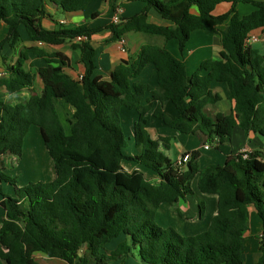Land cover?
<instances>
[{
    "label": "trees",
    "instance_id": "obj_1",
    "mask_svg": "<svg viewBox=\"0 0 264 264\" xmlns=\"http://www.w3.org/2000/svg\"><path fill=\"white\" fill-rule=\"evenodd\" d=\"M90 1L0 0V22L7 25V34L0 40V55L7 66L6 75L0 77V92L21 93L36 84L37 76L44 84L40 93L25 101L12 103L0 96V205L5 210L0 258L6 264H42L35 258L42 252L69 264H89L88 250L98 264L130 254L143 264H244L245 234L255 211L261 221L257 264H264V148L231 153L224 164L205 167L200 165L201 152L194 149L188 151L191 158L185 167L179 168L160 150L162 144L169 148L172 138L154 139L146 118L153 109V115L170 128L202 135L205 143L217 138L219 143L229 141L237 126L247 135L264 137V53L245 45L252 32H264V0H127L143 2L145 7L118 23L96 27L88 22L65 26L49 8L78 12ZM221 3L232 6L216 15ZM240 3L255 9L241 16ZM151 9L167 24L150 22ZM45 18L57 26L45 27ZM103 29L111 30L112 41L130 31L176 39L181 52L194 31L207 30L220 35L222 49L218 57L202 61L189 74L186 63L167 47L145 44L133 60L123 61L110 79H104L94 74L96 52L91 43ZM23 32L38 43L74 41L84 65L81 77L65 71L70 62L64 53L38 45L23 46L13 63L6 62L5 46L15 49ZM32 54L46 64L36 72ZM149 64L155 69L156 87L132 81ZM214 82L228 85L232 112L205 114L207 104L221 99L211 89ZM56 99L73 109L66 119L69 126ZM166 101L174 104L177 117L163 110ZM126 107L139 114L134 123L135 152L126 151L128 138L121 117ZM32 126L40 130L56 176L21 185L8 170L16 169L23 157ZM125 162L138 168L127 170ZM145 170L159 180L149 178ZM194 181L199 192L218 197L209 229L184 236L174 228L161 227L155 218L162 204L173 205L191 195L198 197L200 216L204 215L205 202L195 192ZM4 184L13 186L14 194L6 193ZM118 238L122 240L108 251L107 244Z\"/></svg>",
    "mask_w": 264,
    "mask_h": 264
},
{
    "label": "crops",
    "instance_id": "obj_2",
    "mask_svg": "<svg viewBox=\"0 0 264 264\" xmlns=\"http://www.w3.org/2000/svg\"><path fill=\"white\" fill-rule=\"evenodd\" d=\"M94 1L95 0H91L85 10L78 11V12H72V13H63L60 10H57L53 5L50 6L49 8H50L51 13L56 18V21L65 26H73V25H78V24L88 22L89 26L96 27V26H101L98 23V19L104 13L100 11H96L92 7V4L94 3ZM99 1H102V4H101L102 10H105V13L111 14L110 23L113 22L114 14L119 8L121 9L120 16L122 18V17H131L135 15L136 13L140 12L145 7V4L140 1H127V0H120V1L99 0ZM242 4L243 3H240L237 5V10L241 16L249 14L255 9V7L252 5L254 7L253 10L251 8L250 11L249 10L241 11ZM104 5L106 7H104ZM243 5L245 7L246 4H243ZM231 6H232L231 3H221L216 6L214 13L216 15L225 13L228 10H230ZM95 12H100V14L96 18L93 19L91 16ZM193 12L197 13V9L194 8ZM58 13H63V16L58 17ZM148 20L156 24H167L166 21L153 9L149 11ZM43 24L45 27L50 28V29H53L57 26L56 23L53 22L50 18H45V20L43 21ZM223 28H225V25L221 26V29ZM198 31H205L206 34H198ZM6 34H7V25L3 21H1L0 22V35L5 36ZM252 34L260 35V34H264V32L257 30V31L252 32ZM111 37H112L111 30L103 29L102 31L96 32L91 38V43L93 47L95 48V52H96V55H95L96 70L94 74L100 75L104 79H110L112 71L116 68L117 65H119L123 61L133 60L136 57L139 50L141 49V47L145 44H154V45L167 47L174 55H176L178 58L182 59L186 63L189 74H192L198 68V66L201 64L202 61L208 58L218 57L219 52L222 49L220 35L217 33L211 32V31H207V30L194 31L191 35L190 41L186 44V47L184 48L182 52L179 49L178 40L176 39L166 40L163 36L152 35V34H147V33L137 32V31L127 32L124 34V36H122L125 39L126 51L124 52L120 48L119 40L112 41ZM23 38H24V42L26 46L38 45L44 48L48 52L59 51V52L64 53L69 58V62H70L69 65L65 67V71L74 78H79V76L83 74L84 65L80 61L81 51L79 49H75L72 46V43L74 41H67L59 45L38 43V42H34L31 39H29L26 36L25 32H23ZM67 45H70L72 49L70 50L66 48ZM250 46L257 48L262 53H264V40L263 39L253 42ZM72 52H74V55H72ZM39 60L44 62L42 59H39ZM45 65L46 64L44 62L43 66L41 67H45ZM32 71L34 70L32 69ZM132 81H137L138 83H143V84H150L156 87L157 80H156V73H155V69L153 65L152 64L147 65V67L143 70L141 75L138 78L133 79ZM43 88H44L43 81L39 76H37L36 84L32 88H29L23 91L21 94L22 95L27 94L28 95L27 98L29 99L32 94L40 93L43 90ZM211 89L214 93L219 94L221 96V99L218 100L217 102L207 104L206 107L204 108L205 114L209 116H214L217 113L228 114L232 112V110L234 109V101L230 98V92H229L228 85L224 82H214L211 86ZM5 94L7 97L16 95V94L10 95L7 93ZM149 96L150 95H148V97ZM7 97L3 99L8 101ZM56 105L59 111H62V112L64 111V113L66 111L73 112V109L70 106L64 104L59 99H56ZM156 105H157V102L154 103V107ZM163 110L171 118H175L178 116V112L174 104L171 101H166L164 103ZM121 117H122V123L127 122L132 129L133 138L131 136L129 140L130 139L134 140V123L139 118V114L137 110L126 107L123 109ZM125 118H127L128 120H125ZM146 118L148 120V130L154 139H158L160 137H170V138L174 137L176 138L177 141H179L182 144L183 149L182 151L176 154L175 159L169 156L168 153L165 151L168 148L163 144L161 145L160 150L164 152L167 156H169L172 160H177L185 152H188L194 149H198L200 152L204 149L205 150L216 149L220 153L222 152L221 155H214L213 157L206 158V160L203 159L204 157L202 156V152H201V157L199 160L200 165L201 167H205L206 165L204 166L202 162H206L205 164H207L208 162H221V159L225 160L227 155L231 153H237L243 149L252 151L254 149L264 148V137L257 136L254 133H250L249 135H247L245 131L239 126H237L234 129L232 138L229 141H225L224 143L217 144V139H216L213 144L205 143L204 137L201 135L202 144L200 146L195 145L194 147L190 148L188 147V145L186 146L183 140L181 139V137L183 136L182 134L184 133H180L179 131L170 128L162 120L155 117L153 115V109L148 113ZM205 144H209L211 148L206 149L204 147ZM170 147H171V142L169 143V148ZM135 151H136V147L134 143V149L131 152H135ZM123 165L127 170H133L135 168H138L136 165H132V164L130 165L131 169L125 166V163H123ZM145 173L152 180L154 181L159 180L158 175H155L149 170H145ZM3 187L6 193L14 194V191L12 190L11 186L3 185ZM193 187L197 195L201 199L204 200L205 210L209 211L208 210L209 209L208 199L211 198L212 200H215V202H217V199H218L217 195L216 194L211 195L209 193L199 192L196 187V181H194ZM191 196L181 199L179 202L173 204L172 206V209H175L177 211V214L181 216V218H184L183 225H182L183 228H185V221H190L191 218L194 220L196 219L195 217H192L190 215L191 214L190 212H193V204L191 200H189V197ZM2 199H3L2 195L0 194V202ZM182 201H184V204L181 203ZM166 204H170V203H163L159 210L164 211V206ZM216 214H217V209L213 213L210 212L208 215V218L210 217L212 219V217ZM256 215L257 213L253 211L252 217L254 219V224H256V229L253 230L252 228L248 230L245 234L246 249L244 252V259H245L244 264H257V261L260 257V249H259L260 241H259L258 236L261 233V221L260 219L258 220V217H257L258 215L257 216ZM4 217H5V210L0 205V228L2 226V221ZM203 217L204 215L202 217L200 216V210H199V219L201 220L203 219ZM195 222H197V220H195ZM185 230L188 233H192V228L188 225H186ZM121 240L122 238H118L114 242L107 244L106 246L107 250L109 251V250L114 249L119 243V241ZM86 253H87V256L89 257V264H98L97 260L91 255V253L88 250H86ZM35 258L42 264H69L65 260L49 257L42 252H37L35 254ZM0 264H6V262L2 258H0ZM109 264H143V263L140 262L138 259H136L135 256H132L130 254L124 258L112 260L109 262Z\"/></svg>",
    "mask_w": 264,
    "mask_h": 264
},
{
    "label": "rangeland",
    "instance_id": "obj_3",
    "mask_svg": "<svg viewBox=\"0 0 264 264\" xmlns=\"http://www.w3.org/2000/svg\"><path fill=\"white\" fill-rule=\"evenodd\" d=\"M101 4H102V1L95 0L94 3L92 4V7L96 11H100V12L104 13L98 19V23H99V25H106V24H109L111 21V14L105 13V10H102ZM104 7H106V6L104 5ZM251 8H252V10L254 9V7L252 5L246 4L244 7V5L242 4L241 11H245V10L250 11ZM61 16H63V13H58V17H61ZM198 34H206V32L205 31H198ZM5 36L0 35V40H2ZM194 36H196V35H194ZM190 44H192V43H190ZM23 46H26V44L24 42V38L22 39V42H20L15 49L10 48L8 45L5 46L3 54L7 58L6 62L13 63L18 56L19 50H21L23 48ZM66 48H68L70 50L72 49L70 47V45H67ZM72 55H74V52H72ZM31 63L34 66L33 70L35 72L37 71L38 68H41V66H43V64H44V62L40 61L33 54L31 55ZM26 67L30 69V62L26 63ZM6 68H7V66L5 64V61L2 57V55H0V72L5 71ZM21 93L7 97L5 93L0 92V96L2 98L7 97L8 101H10L12 103H17V102L25 101L28 99L27 94L22 95ZM63 114H64V118L66 121V125L69 126V123L66 119H70L72 117V112L66 111L64 113V111H63ZM125 120H128V119L125 118ZM122 126L124 129V133H125L126 137L128 138V148L126 149V151L131 152L134 149V140L133 139L129 140V138L131 136L133 138L132 129L127 122H123ZM182 135L183 136L181 137V139L183 140L184 144L186 146L188 145V147H190V148L194 147L195 145L200 146L202 144V138H201V135H199V134H182ZM213 143L214 142H212L210 144H213ZM182 149H183L182 144L179 141H177L176 138L172 137L171 147L166 149L165 151L168 153L169 156H171L172 158L175 159L176 154L179 153L180 151H182ZM201 152H202V156L204 157L203 158L204 160H206V158H208V157H213L214 155H221L222 154V152L220 153L216 149H210V150L204 149ZM217 153H219V154H217ZM8 160H10L9 157H8ZM224 162H225V160L221 159V162H208L207 164H205L206 162H202V163L205 166L208 164H224ZM130 165H131L130 163L125 162V166H127L129 169H131ZM55 170H56L55 165H54L52 158L50 157V155H49V153H48V151L44 145V142H43V139L41 137L39 128L37 126H32L30 132L28 133V135L26 137L23 157L21 159H19V161L16 165V169L10 168L8 170V173L10 175H12L13 177H17L19 183L21 185H24L30 181H39V180L49 181V180L55 178V176H56ZM4 185L9 186L8 184L7 185L4 184ZM11 188L13 190L14 187L12 186ZM189 200H191V202L193 204V212H190L191 213L190 215L192 217H195L196 218L195 220H197V222H195V220L191 218L190 221H185V228H186V225L190 226L192 228V233H188L185 230V228L182 227L184 218H181V216H179L177 214V211L175 209H172L173 205H170V204H166L164 206V211L159 210V212H157L158 214H156V218H155L156 222L161 227L174 228L180 234H182L184 236L196 235L198 233H201V232L209 229L211 218L210 217L208 218V215L210 212L213 213L217 209V202H215V200H212L211 198L208 199V202H209V209L208 210L209 211L204 210V217H203V219L200 220L199 219V204H198L199 199H198V197L191 196V197H189ZM181 203L184 204V201H182ZM182 208H183V206H182ZM258 220H259V217H258ZM250 222H251L250 223V229H252V228H253V230L256 229V224H254L253 217H251Z\"/></svg>",
    "mask_w": 264,
    "mask_h": 264
},
{
    "label": "built area",
    "instance_id": "obj_4",
    "mask_svg": "<svg viewBox=\"0 0 264 264\" xmlns=\"http://www.w3.org/2000/svg\"><path fill=\"white\" fill-rule=\"evenodd\" d=\"M121 13V9H117V11L114 14V18H113V22L118 23L121 19L120 16ZM82 37H78L77 40H81ZM260 39L264 40V34H251L249 35L246 40H245V45L246 46H250L253 42H256ZM119 44H120V48L122 51H126V47H125V39L122 37L119 39ZM6 75V71L0 72V77ZM81 77V75L79 76ZM219 143V139L217 138V144ZM206 149H210L211 146L209 144H205L204 146ZM243 152H248L247 149H243L241 150ZM191 158V153L190 152H185L184 154H182L177 160H175V165L179 168H183L185 167L186 163L190 160Z\"/></svg>",
    "mask_w": 264,
    "mask_h": 264
}]
</instances>
